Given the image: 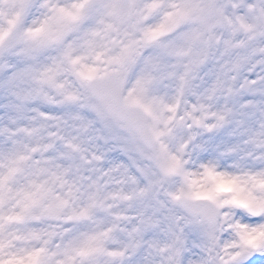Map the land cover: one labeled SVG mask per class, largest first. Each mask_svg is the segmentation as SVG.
<instances>
[{
	"label": "snow or ice",
	"instance_id": "6c2138e0",
	"mask_svg": "<svg viewBox=\"0 0 264 264\" xmlns=\"http://www.w3.org/2000/svg\"><path fill=\"white\" fill-rule=\"evenodd\" d=\"M0 264H264V0H0Z\"/></svg>",
	"mask_w": 264,
	"mask_h": 264
}]
</instances>
